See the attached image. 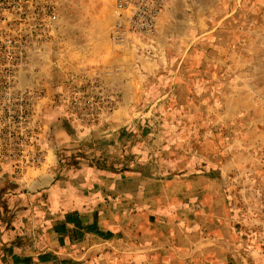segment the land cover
<instances>
[{
  "label": "rangeland",
  "instance_id": "rangeland-1",
  "mask_svg": "<svg viewBox=\"0 0 264 264\" xmlns=\"http://www.w3.org/2000/svg\"><path fill=\"white\" fill-rule=\"evenodd\" d=\"M7 1L15 42L9 64L0 51L5 201L40 177H205L232 238H221L220 254L264 264V0H130L129 10L116 0H0V12Z\"/></svg>",
  "mask_w": 264,
  "mask_h": 264
},
{
  "label": "crops",
  "instance_id": "crops-1",
  "mask_svg": "<svg viewBox=\"0 0 264 264\" xmlns=\"http://www.w3.org/2000/svg\"><path fill=\"white\" fill-rule=\"evenodd\" d=\"M16 188L9 202L0 192V264H238L218 250L232 238L205 177L91 172Z\"/></svg>",
  "mask_w": 264,
  "mask_h": 264
},
{
  "label": "built area",
  "instance_id": "built-area-1",
  "mask_svg": "<svg viewBox=\"0 0 264 264\" xmlns=\"http://www.w3.org/2000/svg\"><path fill=\"white\" fill-rule=\"evenodd\" d=\"M117 1V6L119 8V10H129L130 8V0H116ZM9 4L7 1V5H6V9H4L3 11H1L0 13V37L3 38L2 42H1V47H0V51L4 52L6 55V60L7 62L12 59V55H11V51L13 49V44H14V40L12 39V37H9V35H11L13 33V21L10 19V16H12V11H9ZM54 20H56V16L52 17ZM134 18L132 17L131 21H130V26L133 29V23H134ZM122 24L119 23L117 26V30L115 31V38L117 40H119L120 42H124V32L122 30ZM154 18L152 16H150L148 18V20L146 21V24L143 26V35L146 36H151L154 34ZM9 64V62L7 63Z\"/></svg>",
  "mask_w": 264,
  "mask_h": 264
}]
</instances>
